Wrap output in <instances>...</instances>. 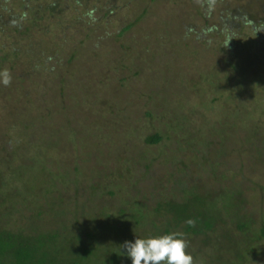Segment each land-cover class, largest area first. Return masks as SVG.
I'll return each mask as SVG.
<instances>
[{"label": "trees", "instance_id": "trees-1", "mask_svg": "<svg viewBox=\"0 0 264 264\" xmlns=\"http://www.w3.org/2000/svg\"><path fill=\"white\" fill-rule=\"evenodd\" d=\"M128 1L104 0L101 4L99 0V5L89 6L88 0H0V70L12 71L15 80L20 79L16 82L20 95L13 96L19 106L14 110L24 125L21 128L14 124L7 129L9 135L16 131L18 140L8 141V136L0 139V264H131L123 254L124 241L169 231L184 233L193 264H250L260 253L264 240V31L256 33L255 29L264 27V0H191L196 5L189 9L187 17L191 19H180L179 28L169 27L170 31L153 35L155 38L146 35L149 38L142 41H135L133 35L127 37V42L121 39L144 12L133 21H124L110 35L97 33L91 55L99 57V72L107 79L114 68L127 69L126 76L120 78L121 86L127 85L132 76L134 81L145 73L141 66H146L132 63V57L137 56L134 52L139 53L137 58L148 56L150 62L157 45L167 44L166 51L161 50L159 55L164 64L142 79L151 85L143 96L152 100L156 96L154 108L161 111L144 106L151 120H146L148 124L139 131L137 127L130 130L126 139L133 142L119 147L113 133L102 131L109 123L102 126L100 118L98 123L93 121L97 115L94 110L105 114L104 106H111L115 94L103 97L99 109L92 108L93 99L92 104L85 99L65 107L61 105V89L59 107L71 136L46 140L41 134L36 120H45L50 109L43 105L45 93H37L35 84L25 85L26 79L42 78L44 72L45 76L56 74L60 86L64 85L72 76L70 65L85 38L96 32V25L105 17L117 16ZM66 11L72 12L71 18L81 26L76 33L85 24L88 31L85 38L76 41L71 53L63 55L65 50L56 45L65 49L70 40L65 35L56 42L58 37L51 30L59 25L53 18ZM64 27L66 33L73 26ZM132 42L142 46L129 45ZM107 79H99L103 89L110 86ZM3 86L0 84V89L6 90ZM78 108L84 114L71 117ZM117 121L114 119L113 124L120 123ZM247 122L251 124L246 134L235 135ZM28 123H36L39 132L29 130ZM2 127L0 124V134L7 135L1 132ZM193 131L196 136L191 134ZM137 144L157 145V155L146 151L133 160L128 155L137 151ZM133 145L136 147L131 150ZM65 146L70 147L72 159L62 157ZM104 149L114 154L118 163L127 156V166L107 168L91 180H84V184L69 176L70 163L81 175L75 152H86L89 163L94 157L88 152L93 150L96 157L109 163ZM234 154L239 158V170L232 173L231 179L236 182L215 186L213 179L230 180L224 170L216 174L217 167L223 165L220 158ZM22 157L26 166L42 171L47 180L45 188L29 190L25 183L7 180L8 175L22 168ZM159 158L165 166L156 171L151 166ZM230 163L235 164V160ZM205 167L208 173L204 178ZM111 177L115 180H107ZM146 178L154 182V191L138 188ZM249 179L263 181H259V189H254L246 183ZM129 180L135 181L134 195L127 193ZM171 183L174 188L167 187ZM70 188L73 194H65ZM81 189L87 193H83L82 201ZM123 191L125 197L119 196ZM248 191L251 197L245 195ZM96 194L101 195V201L105 194L117 196L119 204L102 203L100 207L94 201L92 205L90 202L99 197ZM188 219L194 223L188 224ZM225 237L228 241L222 242Z\"/></svg>", "mask_w": 264, "mask_h": 264}, {"label": "rangeland", "instance_id": "rangeland-1", "mask_svg": "<svg viewBox=\"0 0 264 264\" xmlns=\"http://www.w3.org/2000/svg\"><path fill=\"white\" fill-rule=\"evenodd\" d=\"M232 1H235V0H232ZM100 3L104 4V0H100ZM88 5L97 6L99 5V0H88ZM191 6L193 7L196 6L195 4H192L191 0H129L128 4H126L121 9L122 11L116 14L117 16H112V17L107 16L98 25L95 24L96 32H91V36H87L86 38L85 36L88 31L87 30L88 24H85L84 27L80 29L81 31L76 33V30L78 29L80 25L76 23L75 18L73 19L71 18L73 17L71 16L72 12L70 11L62 12L61 14L57 15V17L53 18V20H56V22L58 21L59 23L58 27L54 26L52 27L53 30H51V33L55 34V38L58 37L56 38V42L59 43L60 42L59 38L65 35H67L70 40V42L67 43L68 45L65 46V49L61 48L60 44L56 45L57 49H60L61 51L65 50L63 55H66L72 52V50L75 48L76 43L78 42L77 40L83 39V38H85V40H84V44L81 46L79 52L77 53V56L75 57L74 61L70 65L69 70L72 73V76H70V78L67 80V82L64 85H61L62 88L60 86V83L58 82L59 77L56 74L53 76L46 75L47 76L46 77L44 72H43L42 78L41 77L36 78V76L34 78L28 77V79H26L24 83L25 85H30V87L33 86L32 84H35V89L37 93L38 91L42 92L43 94L45 93V102H43L44 103L43 105L46 108L49 107L50 109L49 115L47 116L45 120H42V119L36 120L37 122H39L38 125L40 126V132L42 135H44L45 137L44 139L50 140V137L56 138L60 135L61 137L63 135L71 136V133L68 130L67 126L65 127V125L67 124V121L65 120L64 117L62 118V112L60 111V107H59L60 99H61L60 91L61 89H63L64 101L61 102V105L65 104V107H67V105L71 106L75 103H79L81 101H84L85 99L87 102L92 104L91 99H93L94 104H92L93 105L92 108L99 109V106L102 107L100 101L103 99V97L105 98L108 96L110 98L113 96L112 94H115V100L111 104V106L110 105L104 106V108H106L105 114H100V110L91 109V110H94L95 114H97L96 118H94L93 121H96L98 123L97 120L100 118L99 124H101L102 126H103V123H109V125L104 127L102 131L103 132L109 131L110 133H113V137H115L116 139L115 142L117 143V146L120 147L122 146V144L125 145L128 142H133L132 140L126 139L127 133H130V130H135L136 127L138 131L139 129H143L145 127V124L146 123L148 124L149 122L146 120H151L150 116L145 115L144 113L145 109H143L144 106L148 105L146 109H149L150 111H152L153 109L157 113L161 111V110H158V108H154L155 102L158 99L156 96H155V100H152L148 98L147 96L146 97L143 96V93L148 92V90L146 89L149 88L151 85L149 84L146 85L145 80L143 82L142 79L150 77L149 73L152 71V69L153 71L157 70L158 67L164 64V60L159 55L161 53V50L162 51L165 50L164 47L166 48L167 44L165 43L164 47L162 45L159 46V44L157 45L158 49L152 51V58L150 55V62H149L148 56L142 55L141 56L142 58H137L139 53L133 51L135 54H137V56L132 57L133 58V61L131 60L132 63L135 62L138 66H141V65L146 66L145 69L141 66L142 72H145V73L144 74L142 73L140 76L134 79V81L132 80L133 78L132 76V78L129 79L130 81L127 83V85L125 83V86H121L119 84L120 78H122L123 76H126L127 69L125 68L123 70L121 68H114L112 71L109 72L108 79L105 78V76H101L102 72H99L100 70L99 65H100L101 60L99 59V57H96L95 54L91 55V49L93 47V42H94L93 40L95 39V36L97 33L99 34L109 33L110 35L113 32H116L117 29L121 28L125 24L124 21H133L137 19L141 15L142 12H144V16L133 27H131V29L127 31L124 36H122L121 40L127 42L129 40L127 39V37L131 35L134 36L135 41L137 40L142 41L143 39H148L149 37L155 38L158 34H165L164 30L170 31L169 27L179 28V22H181L180 19H182L183 21L191 19L190 17H187L189 16L188 15L189 9L190 11L194 9V8L192 9ZM95 13H98L97 15L101 14L99 12V9H96ZM66 24H68V26L72 25L73 27L67 28L66 33H64V29L66 28L64 26H66ZM146 35H149V37H146ZM153 35H155V37H153ZM47 36H52V35L50 34ZM4 40L5 39H3V42ZM112 45H114L113 42H111V46ZM129 45L137 46V47L142 46V44H139V43L136 44L133 42L130 43ZM117 51L118 49H115V52ZM129 62L130 60L127 59L126 63H129ZM203 70H205V68ZM9 73L11 75V81L9 83V86H5V85L3 86V88H7L6 90L0 89V124L3 125V127L1 128L2 129L1 132H7V129L10 128V126L14 124L21 128L24 126L23 121L19 118L18 113H16L14 110L16 108V107L14 108V106H17V107L19 106L17 105L18 104L17 98L15 99L13 96L19 97L20 95V94L18 95V87H16L17 86L16 82L19 81L20 79L15 80L14 75H13L14 72L9 71ZM66 77H68V75ZM102 77L103 79L109 80L110 86L107 85L105 89H103V87H100V84H99V81H100L99 79H101ZM46 78L48 79V81L44 82ZM207 84L208 83H206V86ZM214 84H216V82ZM142 85L144 86L142 87ZM96 86L97 87L99 86L100 89L95 90L94 88ZM129 86L130 88H128ZM213 88L214 87H212V89ZM10 90L12 92H9ZM20 91H21V88H20ZM125 91H128V93L127 92L125 93ZM41 109H45V108L41 107ZM77 111H74L72 113L73 115L71 114L72 115L71 117L79 118L81 114L82 115L84 114L79 108L77 109ZM220 116L222 117V114H220ZM244 118H245L244 120L246 121H251L249 120L250 117H244ZM114 119H117L118 120L117 122L120 121V123L113 124ZM157 122H158V119H157ZM35 124L36 123L32 125L28 123L27 127L29 128V130L39 132L37 130L38 128H36V126L34 127ZM245 124H246L245 127H241L240 129L238 127V131L234 132V134L241 135V136L246 134L245 131H247L246 129L250 126L251 123L247 122ZM114 127H117L118 133H116L117 129ZM192 127L198 128L196 126H192ZM145 132H147V130ZM15 133L16 131H12L11 132L12 135H9L8 132H7V135L0 134V139L3 138L2 136H8L6 140L8 141L11 140L14 142L15 140L19 139V138H16L18 137V134H15ZM191 134L193 136H196L197 133L193 131L191 132ZM66 136L64 138H66ZM40 138L42 139L43 137L40 136ZM134 141L136 140L134 139ZM136 146L135 145L131 146V150L134 149V147H136L137 151L135 152L134 150L130 155H128V157L130 158L132 157L133 160H135L134 158H137L139 155L144 154L143 152H146V151L148 152V155L152 154L153 152H155L154 154L157 155L156 154L158 151L157 145L156 146H151V145L144 146L142 144H137ZM198 146L200 147V145ZM65 147H66V150L63 153L62 157L64 158L72 157L73 158L71 150L68 149L70 147H67V146ZM68 150L70 152H67ZM83 150L85 151V149ZM140 150L142 152H139ZM228 150L233 153L231 148L228 147ZM84 151L82 153L75 152L76 157H74L75 160L77 161L81 175H79L76 171L73 170L74 165L72 163H70L71 168L69 169V172H70L69 176L71 178H75L76 180H79L82 184H84V180H91L90 177L95 175L96 173L102 174L103 172L108 171L107 168H110L111 170L113 169L116 170L117 165L121 166L122 164L124 165L126 164L127 166V163H125V159L128 158L127 156L126 157L124 156L123 158H121V161L119 162L120 163L119 164L115 159L117 157L114 154H110L106 149H104V153H105L104 157L109 159V163H106V160H102V158L100 157H96L95 156L96 153H94L93 150H90L88 153L92 157H94V159L91 158L89 163H86L88 161V158H87L86 152ZM210 156L211 158L218 160V158L215 155L210 154ZM181 157H183V154ZM238 159L239 158L237 154L236 156L234 154L233 157L226 155L225 158H222V159L220 158L223 165H220L219 167H217L218 169H216V174H218L221 171L223 172L224 170V173L227 175V178H230V180L213 179L214 180L213 184L215 186L220 187V186H224L225 184L231 185L232 182H236L235 179H231V178L234 176L232 173L234 172L237 173L239 170ZM231 160H233V162L235 160V164L233 163L231 165L230 163ZM20 161H22V165H23L22 168L18 170L16 173L13 172V174L8 175L7 180H12L11 182L16 181L18 182L19 185H23V183H25L29 187V190L36 189L37 191H40L43 188H45L47 185V180L43 179L42 171H40L37 168H29L28 166H26L27 162H25L23 157L21 158ZM20 161L18 160L16 163L17 165L15 166L18 167V164L20 163ZM188 162L190 163L189 160ZM105 163L109 165H104ZM92 165H94L95 168L89 169L88 166H92ZM164 166L165 165L162 159L159 158L154 161L151 168L157 171V170L163 169ZM85 168H87L90 172L86 170ZM139 169L143 170V167L140 166ZM202 170H201L202 174L205 178L208 171L206 170V167L203 168ZM237 175H238L237 177H240V174H237ZM114 178L112 177L109 179L107 178V180H115ZM46 179H48V177H46ZM98 179L99 178L95 176V180L98 181ZM105 179L106 178L102 180H105ZM250 179L246 183H250L249 185L251 186V188L254 186V189H259V183H260L259 181H263V180H258V179L250 180ZM72 180L74 181V179ZM136 180H139V182L142 181L141 179H136ZM151 180L152 179L150 178H146V180L143 183L138 184L139 186L138 188H140L141 186L142 187L144 186V187H147L148 190L154 191V182H152ZM129 181L130 183L126 185V187L128 188L127 190L129 191L127 193L134 195L137 191L135 189V186L133 185V182L135 181L134 180H129ZM174 185H175L174 183H171L167 187L174 188ZM257 192L258 191H253L254 194ZM38 193H41V192H38ZM83 193L85 194V196H87L86 195L87 193L81 189V191L79 192L80 201H82L85 197L83 196ZM121 193L122 194H120L119 192V196L121 195L125 197L124 191ZM65 194H73V188H70V190H66ZM245 195L247 197H251L252 193L248 191L246 192ZM95 196H99V197L98 198L95 197L94 200L90 202L92 203V205H94V201L100 207H103L102 203H107V205H109V203L111 202L112 203L116 202L117 204H119V197L117 196L111 197L105 194L104 196H102L104 197L103 201H101V195L96 194ZM225 241H228V237H225L222 240V242H225ZM250 264H264V240L262 241L260 245V253L255 257L253 261H251Z\"/></svg>", "mask_w": 264, "mask_h": 264}, {"label": "clouds", "instance_id": "clouds-1", "mask_svg": "<svg viewBox=\"0 0 264 264\" xmlns=\"http://www.w3.org/2000/svg\"><path fill=\"white\" fill-rule=\"evenodd\" d=\"M255 31H264V27H258ZM229 40L230 38L227 46ZM10 81L9 71L0 70V84L6 86ZM187 223L192 224L194 221L188 219ZM122 247L123 254L131 259V264H193V256L187 251L184 233L180 231L136 236L132 241H124Z\"/></svg>", "mask_w": 264, "mask_h": 264}]
</instances>
